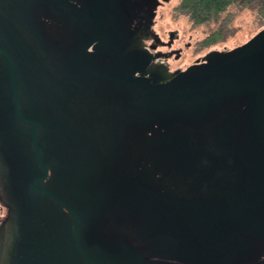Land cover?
<instances>
[{"label": "water", "instance_id": "water-1", "mask_svg": "<svg viewBox=\"0 0 264 264\" xmlns=\"http://www.w3.org/2000/svg\"><path fill=\"white\" fill-rule=\"evenodd\" d=\"M124 2L122 47L107 44L106 68L92 73L74 53L63 62L73 37L44 23L57 7L72 16L71 0H0V264H264V27L172 71L145 44L159 38L160 0ZM93 79L108 83L78 84ZM190 125L218 130L204 141L225 155L210 160H233L227 190L207 197L199 238L133 162L155 127Z\"/></svg>", "mask_w": 264, "mask_h": 264}, {"label": "flooded vegetation", "instance_id": "flooded-vegetation-1", "mask_svg": "<svg viewBox=\"0 0 264 264\" xmlns=\"http://www.w3.org/2000/svg\"><path fill=\"white\" fill-rule=\"evenodd\" d=\"M173 1L160 0L161 4L157 7L153 26L159 38L157 40L154 38L147 39L145 43L150 53L153 55L162 54L163 60L170 66L172 71H175L176 69L185 70L198 61L202 62L203 57L211 50H229L218 47L213 48L216 45L204 47L202 41L206 36L198 40L196 44V50L199 54L196 60L190 65H180L182 56L185 54V48H190L191 43L185 40L182 41L178 30H168L164 33L159 30L162 10ZM124 3V0H71L72 16L68 18L60 15V7L47 11L44 19L47 30L56 34L58 38L68 35L73 37L71 42L73 47L64 46L61 48V51L65 52L63 54V62L70 61L74 57V64L80 65L78 68L86 70L90 68L92 73H96V71L102 73L107 65V56H105L107 52L104 54L102 50H108L107 44L110 45L111 43H113L116 50H118L119 46L120 48L122 47L119 17L122 20L125 11ZM112 16L115 24L113 33L109 29ZM136 23L137 20L134 21L133 25ZM70 29H72V32ZM85 43L89 45L83 49L82 47ZM82 51L93 56V61H89V63L83 62ZM202 52L204 54H200ZM67 53L74 54L72 57H67ZM157 61L159 62V59ZM107 81L104 79L80 80L78 84L84 85L83 82H85V84L93 83L102 86L108 83ZM100 86L95 87V92L100 95V99H105L104 93L106 90ZM93 114L94 116L100 114L102 116L104 113L95 111ZM179 133L191 135L197 141L188 145L171 142V137ZM211 133H213L212 135L217 134L218 130L202 125H190L183 130L172 129V131H165L155 127L153 132H149L148 135L157 138L151 144L139 146L137 157L133 160L139 173L143 174L146 169L151 174L149 177L153 188L151 193L158 198H166L169 211L175 215L185 216L188 220L187 229L196 238H199V235L202 234V232H198L201 229V223L199 224L198 222H202L203 218L207 216L206 209L210 202L207 201L208 195L221 196L227 190L225 181L234 180V174H232V169L230 168L233 160H227L225 165V162L221 160H210L208 158L209 154L220 157L225 155L221 146L218 144L214 145L215 140L204 141V136L207 137ZM160 134L168 135L167 142H164L159 137ZM5 212L6 209L0 203V222ZM192 221L195 223L193 224ZM219 236L220 238L217 237L216 239H213L212 236L211 239L214 240L212 244L220 245L221 241H225L221 234Z\"/></svg>", "mask_w": 264, "mask_h": 264}, {"label": "rangeland", "instance_id": "rangeland-1", "mask_svg": "<svg viewBox=\"0 0 264 264\" xmlns=\"http://www.w3.org/2000/svg\"><path fill=\"white\" fill-rule=\"evenodd\" d=\"M179 2L180 0H174L162 10L159 30L161 33H164L168 30H178L181 40L191 43L190 48H185V54L182 56V59L179 63L180 65L186 66L193 63L199 56L196 50V44L198 40L212 34L222 25V22L220 20L219 22H211L208 25H195L188 15L176 11V7ZM256 9L257 8L252 5L245 7L238 5L231 6L229 11L233 13V16L229 26L230 33L224 41L215 44L216 46L213 48H235L239 45H242L252 38L257 32H259L264 26H260L258 24ZM204 52L200 54H204Z\"/></svg>", "mask_w": 264, "mask_h": 264}, {"label": "trees", "instance_id": "trees-1", "mask_svg": "<svg viewBox=\"0 0 264 264\" xmlns=\"http://www.w3.org/2000/svg\"><path fill=\"white\" fill-rule=\"evenodd\" d=\"M233 5L256 7L258 24L264 26V0H180L176 11L188 15L195 25L221 20L222 25L202 41L204 47H210L228 37L233 16L229 8Z\"/></svg>", "mask_w": 264, "mask_h": 264}]
</instances>
